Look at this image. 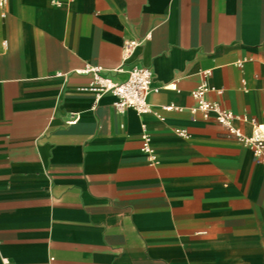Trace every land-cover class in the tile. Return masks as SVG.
Segmentation results:
<instances>
[{
    "label": "crops",
    "instance_id": "obj_1",
    "mask_svg": "<svg viewBox=\"0 0 264 264\" xmlns=\"http://www.w3.org/2000/svg\"><path fill=\"white\" fill-rule=\"evenodd\" d=\"M86 65L149 68L151 112L96 98ZM200 84L264 126V0H6L0 264H264V164L194 110Z\"/></svg>",
    "mask_w": 264,
    "mask_h": 264
},
{
    "label": "built area",
    "instance_id": "obj_2",
    "mask_svg": "<svg viewBox=\"0 0 264 264\" xmlns=\"http://www.w3.org/2000/svg\"><path fill=\"white\" fill-rule=\"evenodd\" d=\"M6 0H0V10L5 7ZM137 42L125 41L122 46L123 58H126ZM104 69L100 66L86 65L78 73L90 74L91 81L88 89L95 94L96 98L105 94H111L115 97L114 107L118 113H122L127 109H132L138 114L151 112L147 98L151 93H157L159 88L152 87V72L146 67H133L127 72V76L123 81L117 82L104 74ZM120 72L121 69H115ZM208 92L204 84H200L191 93V97L195 101L194 110L202 113L206 120H211L221 127L225 128L229 134L234 136L244 146L249 147L252 151L254 159L264 164V126L256 123L253 119L244 116H236L231 111L220 107L218 104L206 99ZM171 107H164L168 110ZM77 118L68 122L72 124ZM236 122L249 123L252 127V134L245 136L236 126ZM144 127L142 126V129ZM179 135H184L182 131H176ZM141 150L150 160H154L152 150L148 143V135L143 131ZM3 264H7V260L2 259Z\"/></svg>",
    "mask_w": 264,
    "mask_h": 264
}]
</instances>
